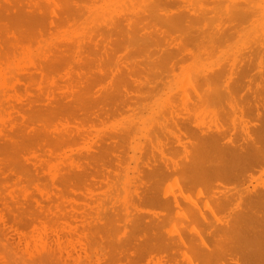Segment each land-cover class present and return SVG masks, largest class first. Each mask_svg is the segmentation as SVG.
<instances>
[{
    "label": "rangeland",
    "instance_id": "obj_1",
    "mask_svg": "<svg viewBox=\"0 0 264 264\" xmlns=\"http://www.w3.org/2000/svg\"><path fill=\"white\" fill-rule=\"evenodd\" d=\"M8 1L11 3H8ZM63 1L0 0V264H183L189 263V261L191 263V260L192 263L195 260V264H199L201 262L196 261V259H200L202 256V251L199 249L202 242L205 244L204 241H206L209 244V241H211V244L205 245H208V247L215 244L218 248L222 247L221 244L225 245L226 240H230L231 234L228 228L233 226H230L231 224H236L234 222L235 215L239 216L237 213L241 214V210L245 214L243 211L251 208L250 211H247L248 215H241L246 219L245 216L253 215L249 212L253 211V208L255 210V207L258 206V209L256 208L258 211H253L258 215V218L247 217L246 221L241 220L245 221L241 223L242 225L245 223L243 226L247 231L243 228L246 232L243 233L245 236L243 234L240 235L241 238L239 236L234 237V234L231 236L235 240L240 238L239 241H241L242 239L241 247L238 242V244L233 242V238L231 241L235 244L233 246H236L233 250L236 251H232L234 247H231V241H229V246H224L227 251L222 247L224 249L222 251L227 253L231 251L233 253L232 258H241V264H246L243 257L249 254V246L264 250V241L262 242V238L259 236V234H264V208L260 209L264 205L262 203H260L262 206L255 204L257 199L256 201L254 199V206H249V208L247 206L250 203L248 201H252L254 198H251L253 196L251 193L255 192L254 189L260 188V191L256 189L257 192L264 191V158L255 164L253 162L248 163L245 159L241 160V173L239 175L238 169H234L223 176L213 163L200 165L191 172H186L187 167L185 166L191 164L189 160L192 161L190 158H193L200 145L197 144L200 137L198 135L210 134V132L211 135L217 133L215 136L223 132V137L220 138L221 141H218L220 146L227 145L230 149L236 147L245 151L246 144L249 141L253 144L255 141L256 144L255 142L254 144L257 147L260 144L261 150H259L264 153L262 148L264 147V125H262V123L264 124V106L258 107L261 102H263L262 105L264 104V71L262 72L264 70L262 69L264 68V57L262 56L264 55V42L262 43V40L264 41V0H242L241 5L238 0H220V5H212L218 3V0H210L213 3H210L209 0L206 2L204 0H199L200 2H196V0L193 2L192 0H184L183 2L181 0L183 2L181 4H178L179 0L177 2L174 0V8H172V0H160V3L159 0H153V2L149 0V3L147 1L148 7H146L152 10H142L143 12L141 9H147L142 7V5L147 4L144 0H136L137 3L135 0H68L69 3L65 0L64 2L69 4L70 8L65 5L64 7ZM156 1H158L157 5L159 4L162 7L158 5V8H156ZM237 1L239 6L238 4L235 5L238 3ZM135 3L138 5L136 6ZM14 4L17 7H14ZM164 4L167 5L164 7ZM232 4L234 7H232ZM175 5L178 7L175 8ZM72 6L73 8H71ZM219 6L223 8L220 9ZM152 7L157 10L153 15H151L154 12ZM228 7H232L231 11ZM65 8L68 9L67 12ZM235 8L238 11L237 13ZM206 9L211 11H207L210 12V15L213 13L212 16L215 15L214 13L217 14L214 18L210 16L209 19L211 20L207 22L209 19L206 18H208L209 13L205 12L206 18L204 19H206V22L201 20L203 23L200 22V28L196 23L200 21L199 15H202ZM80 10H83V12H79ZM175 10H179L178 12L181 13L184 11L188 14L178 13L181 20L177 17V11ZM146 11H148L147 16L145 15ZM247 11L253 13L249 16ZM230 12H233V15ZM63 13L67 15L65 16ZM195 13L199 14H196L199 20ZM82 14L84 15L82 16ZM190 14L196 17V23L191 20L192 16ZM28 15L30 19H28ZM205 15H202V17H205ZM33 16L35 21H32ZM168 16L169 18L173 17V19L171 18L173 21L175 17L179 21L181 20V23H178L177 19L176 23L179 26L175 25L178 27L175 32L172 31V28L174 30V24L168 30V24L170 27V23H173ZM216 17L218 20L215 19ZM167 19L171 22H164ZM193 19L195 18L193 17ZM76 20L78 21L76 22ZM28 21H32L33 25L36 23L37 29ZM60 21H62V24ZM137 21L138 23L143 22V24H138ZM63 23L67 26H63ZM190 23L195 24V27H191ZM205 23H209V25ZM187 24L189 30L184 31L188 29ZM231 24L235 27H231L233 26ZM235 24L241 25L236 27ZM130 25L134 26V29H131L134 30L133 33L130 31V27L133 28ZM140 25H143V27ZM151 25L156 27H150ZM103 26L104 28H101ZM137 26L140 27L137 28ZM206 28L207 31L205 32ZM224 28L230 29L232 38L229 37L231 39L226 35V33L229 34L228 30H224ZM236 28L238 31H236ZM156 29L159 30L156 31ZM177 29L180 32L182 31L183 34L182 32L181 34L176 32ZM192 29L193 31L196 29V31L189 33ZM223 30L224 32H222ZM150 31L152 33L156 31L155 34L160 32L157 33L158 36L154 34V37ZM200 32L202 34H199ZM125 33L126 36H124ZM143 33L146 36L142 37ZM86 34L87 36H85ZM122 34H124L123 37ZM130 34L131 39L129 38ZM161 34H165L167 37L165 35L161 37ZM195 35H201L202 37L195 38ZM147 36L149 39L153 37L152 40H149L153 45L148 42ZM30 37L33 38L30 39ZM35 37H38V39L34 40ZM91 37H94V41ZM125 37H127V40ZM192 37L197 41L195 42ZM162 38L161 42L156 41ZM206 38L211 40L208 41L209 39ZM217 38L218 40H216ZM120 39L123 42H120ZM180 39L184 40L183 43ZM124 41L125 43L129 41L128 44L131 46L125 44ZM201 42L203 44L207 42L208 45L201 44L202 48L200 49V45L198 44V48L197 43ZM65 43H68V45ZM87 43L89 46L92 45L90 46L91 49L87 47ZM249 43H252L251 47H249ZM53 44L54 46H52ZM140 44H143L142 47ZM145 44L149 46H147L149 49L146 50ZM58 45L65 48V50ZM50 47L54 48L50 50ZM134 47L137 50L141 48V52L134 50ZM197 48L198 51H196ZM151 49L153 51L149 52ZM207 49L211 52H207ZM214 49H216L215 52ZM143 50H145L146 61L143 60ZM155 51L157 54H154ZM161 51L166 52L165 57L162 55L163 52L161 54ZM251 51L253 52L251 53ZM146 52L150 53L151 59L148 58ZM152 52L153 55H151ZM78 53H80L79 57ZM138 53L142 55H135ZM186 55L191 58H188V60L183 59L186 58ZM173 56L176 58H173ZM152 59L155 63L150 61ZM141 60L144 63L147 62V64H149L147 61L149 60L152 64L148 67L149 65H143L144 63ZM140 61L142 64H139ZM167 61H169L168 64H166ZM159 62L162 64L160 65ZM142 65L145 66V69ZM159 65L162 67H159ZM146 67L148 70L151 69L155 76L150 70L152 73L150 77ZM152 67L154 68L152 69ZM131 68H134V71ZM165 68H168L170 72ZM138 69H143L146 73L140 70L141 74L139 75ZM158 69H161V71ZM216 69L224 74L219 75V71L218 73L214 72ZM155 70L159 74H155ZM242 70H244L245 75ZM162 71H164V79ZM236 71L239 76L235 73ZM130 72L132 75L129 74ZM213 73L214 75H212ZM191 74H196V76L200 74L198 82L194 81L196 86L193 83L195 75H192V77ZM216 74L218 75L216 76ZM136 76L140 77L137 78ZM201 76L204 77L201 78ZM214 76L218 77V81ZM219 76L223 78L220 77L219 79ZM233 77L234 79H232ZM200 78H206L204 79L205 85L204 83L203 85L200 84ZM235 78L241 83L239 85L242 87L241 90L237 89L239 84L237 80L235 82L237 84L232 83ZM183 79H185V83ZM208 79L211 82L215 81L213 82L214 86L213 83H210V80L207 81ZM151 80L155 81V84ZM145 81L147 86L144 85ZM230 81L234 85L230 84ZM251 81L252 85L254 84L253 86L250 85ZM182 83L184 84L181 85ZM198 83L200 87L202 86L208 92L203 91V89L200 90V88L197 90ZM139 84L141 89H139ZM142 84L143 87H147L148 91L146 87L145 90H142ZM235 85L234 90L233 87L230 89L231 86ZM155 86L159 92L155 89ZM210 86L213 89L216 87L215 91H217L212 90ZM135 87L138 88L134 89ZM162 87L163 89H161ZM260 87L263 89H260ZM149 88H151V95ZM186 88L193 90L190 91L192 97L191 94H187L188 90ZM181 90L183 91L181 92ZM245 90L248 91L247 94H245ZM200 91L201 93H199ZM219 91L226 93L225 99L223 97L225 93L223 95ZM250 92L251 96L248 95ZM255 92L257 94L259 92V95H257L259 99L256 97ZM178 93H180V96ZM206 93L210 98L208 96L201 97V94ZM234 94H237L238 97H234ZM243 94L246 99L249 96L250 101L246 100ZM147 95L149 97L143 98ZM193 95L197 96L194 97ZM219 96L220 102L218 100ZM254 96L256 100L253 99ZM83 98L85 99V101L83 100L84 103L81 101ZM238 99L239 102H236ZM75 101L77 103H74ZM206 101H209V107L206 106L208 105ZM211 103L213 104L211 105ZM244 103L246 106H244ZM190 104L192 107H190ZM225 105L229 110L224 108ZM49 106H52L51 109H49ZM81 106L85 108L81 110ZM242 106L247 109L245 110ZM248 108L251 109L250 113L247 111ZM179 110L186 114H182ZM218 113L219 115H217ZM251 117L254 120L251 121ZM52 118H57V120L52 121ZM225 118H228L226 121L229 124H225ZM235 124L238 126L239 131H236L237 126ZM226 125L230 126L227 127ZM252 127L255 128L252 129ZM219 129L222 130H220L221 133ZM207 131L209 132L206 133ZM62 133H65V136ZM72 134H74V137H72ZM196 139H198L197 142ZM235 140L239 141L236 142ZM257 140L259 141L257 142ZM222 143L226 144L222 145ZM181 164L184 166L182 170ZM180 166L181 168H179ZM138 168L140 171L143 170L140 172ZM174 168L176 169L173 170ZM79 171L82 175L78 174ZM67 173H70L69 176ZM210 173L216 176H211ZM149 175L151 178L154 176V178L150 179ZM146 191L150 194L147 195ZM155 193L157 197L160 195L159 198L167 196L169 203L165 206L160 205L158 200H155L158 199ZM79 194L80 196H78ZM93 195H95V199ZM247 195L248 197L251 195L249 197L251 199ZM223 197L227 198V201L223 202ZM245 207L248 209L245 210ZM256 211L262 212L261 215ZM201 212L204 213L203 217L211 215L208 219L209 222L213 216L210 224H213L214 221L215 225L204 224L206 225L204 226L202 223H206L207 220L205 219L207 218H202L204 220L202 222L200 219ZM231 217H234V219ZM230 219L234 220L233 223ZM256 219L260 220L256 221ZM221 222H223L222 224L225 225L223 226L226 229L221 225ZM228 223L230 227L226 225ZM212 226H214L215 231ZM220 226L225 229L222 230L225 231L224 233L218 230L221 229ZM234 227L236 230L239 229V225L233 226L232 231L235 230ZM204 231L205 233H203ZM235 232H240V230ZM244 237L249 238L247 241H251V243L249 241L245 243L246 247L243 243ZM221 238L224 239L219 242ZM229 247L231 249H228ZM238 247H240L239 250H237ZM254 254V262L250 264H264V255L257 258V253ZM218 259L222 264L228 259V256L226 255L225 258V255H219ZM228 260L227 262H230ZM230 263L232 264V262Z\"/></svg>",
    "mask_w": 264,
    "mask_h": 264
},
{
    "label": "bare ground",
    "instance_id": "obj_2",
    "mask_svg": "<svg viewBox=\"0 0 264 264\" xmlns=\"http://www.w3.org/2000/svg\"><path fill=\"white\" fill-rule=\"evenodd\" d=\"M12 1H13V0H12ZM15 1H16V0H15ZM62 1H63V0H62ZM64 1H65V0H64ZM64 1H63V6L65 5V6H68V7H69V4H67V3L64 2ZM69 1H70V0H69ZM131 1H132V0H131ZM135 1H136V0H135ZM137 1H138V0H137ZM137 1H136V3H137ZM144 1H145L146 3H147V1H148V3H149V0H144ZM182 1L184 2V0H182ZM190 1H191V0H190ZM193 1H194V0H192V2H193ZM200 1H201V0H200ZM200 1H199V0H196V2H200ZM202 1H203V0H202ZM206 1H207V0H204V2H206ZM215 1H216V0H215ZM219 1H220V0H218V3H219ZM221 1H224V0H221ZM238 1H240V5H241L242 0H238ZM238 1H237V2H238ZM6 2H7V1H6ZM67 2H68V0H67ZM125 2H126V1H125ZM139 2H140V1H139ZM139 2H138V3H139ZM152 2H153V0H152ZM157 2H158V1H156V6H157V7L155 6L156 8H158V5H159V4L157 5ZM161 2H162V1H161ZM169 2H171V1H169ZM173 2H174V0H172V3H173ZM176 2H177V0H176ZM179 2H180V3H179ZM183 2H181V0H179V1H178V4H181V3H183ZM192 2H190V3H192ZM209 2H210V3H213V1H210V0H209ZM245 2H246V1H245ZM245 2H244V3H245ZM8 3H11V2L8 1ZM64 3H66L67 5L64 4ZM68 3H69V2H68ZM102 3H103V1H102ZM136 3H135V4H136ZM142 3H143V1H142ZM148 3H147V4L143 3V4H145V5H144V6L142 5V7H143V8L146 7V6L148 5ZM154 3H155V2H154ZM154 3H153V5H155ZM159 3H160V0H159ZM162 3H165V2H162ZM166 3H167V1H166ZM172 3H171V5H172ZM194 3H195V2H194ZM202 3H203V2H202ZM202 3H201V4H202ZM210 3H209V4H210ZM218 3L216 2V3H213L212 5H214V4L220 5V3H219V4H218ZM229 3H230V2H229ZM252 3H253V2H252ZM15 4H16V2H15ZM15 4H14V7H17V6H15ZM127 4H128V3H127ZM135 4H134V5H135ZM174 4H175V3H173L172 8H174ZM221 4H223V2H221ZM233 4H234V3H233ZM233 4H232V7H234ZM237 4H238V6H239V2L236 3L235 5H237ZM245 4H246V3H245ZM11 5H12V4H11ZM11 5H10V6H11ZM18 5H19V4H18ZM128 5H129V4H128ZM137 5H138V4H136V6H137ZM149 5H150V4H149ZM153 5H151V6H153ZM162 5H163V4H162ZM166 5H167V4H166ZM166 5L164 4V7H165ZM176 5H177V4H176ZM176 5H175V8L178 7V6H176ZM193 5H194V4H193ZM205 5H206V4H205ZM207 5H208V4H207ZM242 5H243V4H242ZM65 6H64V7H65ZM121 6H122V5H121ZM129 6H130V5H129ZM151 6H150V7H151ZM159 6H161V5H159ZM180 6H181V5H180ZM196 6H197V5H196ZM196 6H194L195 9H197ZM228 6H230V5H228ZM245 6H246V5H245ZM123 7H124V6H123ZM123 7H122V8H123ZM147 7H148V6H147ZM147 7H146V8H147ZM150 7H149V8H150ZM161 7H162V6H161ZM168 7H169V4H168ZM219 7H220V6H219ZM232 7H228V8H230V11H231ZM235 7H236V6H235ZM243 7H244V5H243ZM10 8H11V7H10ZM69 8H70V7H69ZM71 8H73V6H72ZM152 8L154 9V7H152ZM172 8H171V9H172ZM191 8H192V7H191ZM191 8H190V9H191ZM203 8H206V7H203ZM222 8H223V7H222ZM222 8L220 7V9H222ZM82 9H83V8H82ZM161 9H163V8H161ZM166 9H167V8H166ZM209 9H210V8H209ZM75 10H77V9H75ZM78 10H79V9H78ZM83 10H84V9H83ZM83 10H80L79 12H81V11L83 12ZM123 10H124V8H123ZM126 10H127V9H126ZM142 10H143V11H144V10H149V11H150V10H152V9H148V8L145 9V8H144V9H141V11H142ZM180 10H181V9H180ZM183 10H184V9H183ZM193 10H194V9H193ZM199 10H201V9H199ZM235 10H236V8H235ZM238 10H239V9H238ZM65 11L67 12L68 9L65 8ZM65 11H64V13H65ZM73 11H74V10H73ZM85 11H86V10H85ZM136 11H138V10H136ZM143 11H142V12H143ZM153 11H154L153 13H151V12H149V13H151V15H153V14L156 13L157 10L154 9ZM175 11H177V10H175ZM178 11H179V10H178ZM178 11L176 12L177 17H178V15H179L178 13H181V12H178ZM184 11H187V10H184ZM184 11H182V13L185 14V15H187L188 13L186 14V13H184ZM191 11H192V10H191ZM194 11H195V10H194ZM201 11H202V10H201ZM203 11H204V10H203ZM207 11H210V10H207V9H206V10L203 12L202 15H205V14H204L205 12H206V13H209V15H207L208 18H206V15H205V17H202V15H199V14L195 13V15L197 14V15H199V17H200V21L198 22L199 17L196 15V16L198 17V18H197V19H198V20H197L198 23H196V17H195V16H192V15L190 14V15L192 16V17H191V20H194L195 23L198 24V25H199L198 27H200V28H201V25H200L201 23H200V22L203 23V21H201V20H205V22H206V19H209L210 16L214 18V16L217 14V13H214L215 15L212 16L213 13L210 15V12H211V11H210V12H207ZM233 11H234V10H233ZM69 12H70V11H69ZM77 12H78V11H77ZM86 12H87V11H86ZM124 12H125V11H124ZM127 12H128V11H127ZM146 12H147V13H145V15L148 14V11H146ZM164 12H165V10H164ZM196 12H197V11H196ZM237 12H238V11L236 10V13H237ZM247 12H248V11H247ZM64 13H63V14H64ZM87 13H88V12H87ZM125 13H126V12H125ZM167 13H168V12H167ZM182 13H181V14H182ZM199 13H200V12H199ZM221 13H222V12H221ZM223 13H224V12H223ZM223 13H222V14H223ZM228 13H229V11H228ZM242 13H243V12H242ZM252 13H253V12H252ZM252 13H251V12H250V13L248 12L249 16H250V14H252ZM84 14H85V13H84ZM84 14H82V16H83ZM168 14H169V13H168ZM172 14L174 15L175 13H172ZM172 14H170V15H172ZM176 14H175V15H176ZM230 14L233 15V12H230ZM238 14H239V13H238ZM245 14H247V13H245ZM64 15H65V14H64ZM66 15H67V14H66ZM66 15H65V16H66ZM75 15H76V13H75ZM80 15H81V14H80ZM80 15H78V16H80ZM128 15H129V14H128ZM151 15H149V16H151ZM158 15H160V14H158ZM161 15H162V14H161ZM185 15H182V16H185ZM190 15H188V16H190ZM193 15H194V14H193ZM236 15H237V14H236ZM123 16H124V15H123ZM146 16H147V15H146ZM162 16H163V15H162ZM162 16H161V17H162ZM179 16H180V15H179ZM188 16H187V17H188ZM217 16H218V15H217ZM249 16H247V17H249ZM30 17H31V16H30ZM61 17H62V16H61ZM76 17H77V16H76ZM193 17H194L195 19H193ZM231 17H233V16H231ZM33 18H34V16L32 17V21H35ZM112 18H113V17H112ZM126 18H127V17H126ZM126 18H125V19H126ZM163 18H164V16H163ZM163 18H161V19H163ZM168 18H169V16H168ZM171 18L173 19V17H171ZM171 18H169V19L171 20ZM178 18H179V17H178ZM178 18L175 17V20H174V21L171 20V21H173V23H172L170 20H168V19H167L166 21L164 20V22H168V23H169V21L171 22V23H170V27H169V24L167 23V24H168V30H169V28H172L171 25L174 24V30H173V28H172V31L175 32V29L178 28V27H176L175 25L179 26L178 23H181L180 21L182 20L181 17L179 18V19H181L180 21H179ZM182 18H183V17H182ZM184 18H185V17H184ZM189 18H190V17H189ZM201 18H203V19H201ZM204 18H206V19H204ZM213 18H212V20H213ZM218 18H219V17H218ZM229 18H230V17H229ZM241 18H243V17H241ZM245 18H246V17H245ZM245 18H243V19H245ZM25 19H27V18H25ZM28 19H30V18H29V15H28ZM63 19H64V18H63ZM65 19H66V18H65ZM76 19H77V18H76ZM164 19H165V18H164ZM177 19H178V21H177ZM185 19H186V18H185ZM215 19L218 20L217 17H216ZM232 19H233V18H232ZM60 20H61V18H60ZM112 20H113V19H112ZM126 20H127V19H126ZM183 20H184V19H183ZM210 20H211V19H209V21H207V22H210ZM226 20L233 21V20H230V19H226ZM241 20H242V19H241ZM16 21H18V20H16ZM16 21H15V22H16ZM32 21H28V22H30V23L32 24ZM63 21H65V20H63ZM68 21H69V20H68ZM77 21H78V20H76V22H77ZM130 21H131V20H130ZM176 21H177L178 23H176ZM194 21H193V22H194ZM214 21H215V20H214ZM235 21H236V20H235ZM15 22H14V23H15ZM26 22H27V20H26ZM60 22H61V24H62V21H60ZM73 22H74V21H73ZM76 22H75V23H76ZM112 22H113V21H112ZM147 22H149V21H147ZM190 22H191V21H190ZM233 22H234V21H233ZM16 23H17V22H16ZM16 23H15V24H16ZM34 23H35V22H34ZM106 23H108V22H106ZM137 23H138V21H137ZM139 23H141V22H139ZM139 23H138V24H139ZM145 23H146V21H145ZM150 23H151V21H150ZM182 23H183V22H182ZM231 23H232V22H231ZM100 24H101V23H100ZM114 24H115V22H114ZM116 24H117V23H116ZM134 24H135V22H134ZM141 24H143V22H142ZM148 24H149V23H148ZM190 24H191V27H193V26L195 25V24H192V23H190ZM205 24H207V23H205ZM29 25H30V24H29ZM32 25H33V24H32ZM64 25H66V24L63 23V26H64ZM71 25H72V24H71ZM91 25H92V24H91ZM117 25H118V24H117ZM117 25H115V26L117 27ZM132 25H133V24H132ZM132 25H130V26H132ZM135 25H137V24H135ZM146 25H147V24H146ZM165 25H166V24H165ZM183 25H184V23H183ZM202 25H203V24H202ZM207 25H209V23H208ZM231 25H233V24H231ZM235 25H236V24H235ZM237 25L239 26V25H241V24H237ZM237 25H236V27H237ZM33 26L35 27V29H37V28H36V27H37V26H36V23H35V25H33ZM66 26H67V25H66ZM73 26H74V25H73ZM76 26H77V25H76ZM106 26H107V25H106ZM140 26L143 27V25H140ZM140 26H137V28L140 27ZM160 26H161V25H160ZM162 26H163V25H162ZM189 26H190V25H189ZM221 26H222V25H221ZM227 26H228V25H227ZM227 26H226V27H227ZM30 27H31V26H30ZM91 27H92V26H91ZM96 27H97V25H96ZM113 27H114V26H113ZM132 27H133V28L130 27V31H131V32L134 31V30H131V29H134V26H132ZM135 27H136V26H135ZM144 27H146V26L144 25ZM150 27H153V28H154V27H156V26H152V25H151ZM158 27H159V25H158ZM180 27H181V26H180ZM182 27H183V26H182ZM182 27H181V28H182ZM184 27H186V26H184ZM187 27H188V24H187ZM191 27H190V28H191ZM194 27H195V26H194ZM194 27H193V28H194ZM207 27H209V26H207ZM231 27H235V26L233 25V26H231ZM63 28H64V27H63ZM101 28H104V26L101 27ZM114 28H115V27H114ZM147 28H149L148 25H147ZM159 28H161V27H159ZM181 28H179V29H181ZM220 28H221V27H220ZM220 28H219V29H220ZM31 29H32V27H31ZM35 29H34V30H35ZM75 29H76V28H75ZM75 29H74V30H75ZM88 29H89V27H88ZM128 29H129V28H128ZM128 29H127V31H129ZM135 29H136V28H135ZM140 29H142V28H140ZM226 29H227V28H224V30H226ZM231 29H232V28H231ZM239 29H240V28H239ZM90 30L92 31V29H90ZM153 30H154V29H153ZM158 30H159V29H158ZM158 30L156 29V31H158ZM170 30H171V29H170ZM177 30H178V29H177ZM182 30H184V29H182ZM186 30H189V27H188V29H185L184 31H186ZM224 30H223L222 32H224ZM227 30H228L227 32H229V34L226 33V35L229 37V36H231V35H230V29H227ZM232 30H234V29H232ZM240 30H242V29H240ZM37 31H38V30H37ZM130 31H129V33H131ZM156 31H153L154 33H152L151 31H150V32H151V33L153 34V36H154V34H155ZM192 31H193V29H192L191 31H189V33L192 32ZM195 31H196V29H194L193 32H195ZM203 31H204V29H203ZM203 31H202V33H203ZM206 31H207V28H206L205 32H206ZM236 31H238L237 28H236ZM35 32H36V31H35ZM92 32H93V31H92ZM144 32H145V31H144ZM159 32H160V31H159ZM159 32H157V33H159ZM170 32H171V31H170ZM176 32H179V33L181 34L182 31L180 32V31L178 30V31H176ZM239 32H240V31H239ZM36 33H37V32H36ZM38 33H39V32H38ZM132 33H133V32H132ZM145 33H146V32H145ZM145 33H143L142 37H143V36H146ZM151 33H150V34H151ZM157 33L155 34V36H158V35H159V34H157ZM165 33H166V32H165ZM184 33H186V32H184ZM202 33L200 32L199 34H202ZM39 34H40V33H39ZM39 34H37V35L39 36ZM57 34H58V33H57ZM89 34H90V32H89ZM147 34H148V33H147ZM173 34H174V33H173ZM173 34H172V35H173ZM182 34H183V32H182ZM187 34H188V32H187ZM219 34H220V33H219ZM223 34H224V33H223ZM223 34H222V35H223ZM234 34H235V33H234ZM234 34H233V35H234ZM31 35H32V31H31ZM59 35H60V34H59ZM123 35H124V34H122L121 36L123 37ZM126 35H127V34L125 33L124 36H126ZM164 35H165V34H164ZM164 35L161 34V37L164 36ZM211 35H212V34H211ZM214 35H215V34H214ZM85 36H87V34H86ZM155 36H154V37H155ZM165 36L167 37V35H165ZM168 36H169V35H168ZM177 36H179V35H177ZM177 36H176V37H177ZM200 36H201V35H198V36L195 35V38H196V37H200ZM224 36H225V35H224ZM262 36H263V35H262ZM39 37H40V36H39ZM41 37H42V36H41ZM59 37H60V36H59ZM94 37H95V36H94ZM94 37H91V38H92V41H94V40H93ZM130 37H131V34L129 35V38H130ZM169 37H170V36H169ZM176 37H174V38H176ZM183 37H184V36H183ZM201 37H202V36H201ZM206 37H207V36H206ZM209 37H210V36H209ZM225 37H226V36H225ZM234 37H235V35H234ZM31 38H33V37H30V39H31ZM35 38H36V37H35ZM35 38H34V40H37V39H38V37H37L36 39H35ZM86 38H87V37H86ZM118 38H119V37H118ZM125 38H126V40H127V37H125ZM129 38H128V39H129ZM131 38H132V37H131ZM131 38H130V39H131ZM152 38H153V37H152ZM152 38L149 39L148 36H147V38H146V39H148V42H150V44H151L152 42L149 41V40H152ZM159 38H160V37H159ZM186 38H187V36H186ZM193 38H194V37H192V39H193ZM195 38H194V41L196 42L197 39L195 40ZM231 38H232V36H231ZM231 38L229 37V39H231ZM13 39H14V38H13ZM39 39H40V38H39ZM42 39H43V38H42ZM176 39H177V38H176ZM206 39H207V38H206ZM208 39H209V40H208ZM208 39H207L208 41L211 40L210 38H208ZM227 39H228V38H227ZM227 39H226V40H227ZM72 40H73V38H72ZM75 40H76V39H75ZM98 40H100V39H98ZM121 40H122V39H120V42H123V41H121ZM123 40H124V39H123ZM142 40H143V39H142ZM153 40H154V39H153ZM155 40H156V39H155ZM161 40H163V38L160 39V40L157 39L156 41H160V42H161ZM180 40L182 41V39H180ZM216 40H218V38H217ZM223 40H224V39H223ZM253 40H254V39H253ZM14 41H15V39H14ZM14 41H13V42H14ZM64 41H65V40H64ZM183 41H184V40H183ZM183 41H182V43H183ZM189 41H190V40H189ZM201 41H202V40H201ZM228 41L230 42V40H228ZM228 41H227V43H228ZM260 41H261V40H260ZM260 41H258V42H260ZM31 42L33 43V41H31ZM55 42H56V41H55ZM55 42H53V43H55ZM60 42H61V41H60ZM73 42H74V41H73ZM85 42H86V41H85ZM99 42H100V41H99ZM128 42H129V41H128ZM128 42L125 43V41H124L125 44H127L128 46H131V45L128 44ZM144 42H145V41H144ZM144 42H143V43H144ZM153 42L155 43V41H153ZM160 42H157V43H160ZM263 42H264V41L262 40V43H263ZM17 43H18V42H17ZM39 43H40V42H39ZM56 43H57V42H56ZM90 43H91V42H90ZM141 43H142V42H141ZM145 43L148 44L147 42H145ZM180 43H181V42H180ZM219 43H220V42H219ZM219 43H218V45H220V44L223 43V42L221 41V43H220V44H219ZM253 43H254V41H253ZM58 44H60V43H58ZM65 44H66V43H65ZM84 44H86V43H84ZM84 44H83V45H84ZM87 44H88V43H87ZM96 44H97V43H96ZM122 44H123V43H122ZM146 44H145V46H146ZM161 44H163V43H161ZM198 44L200 45V49H201V48H202L201 46L204 45V44L206 45L207 42L204 43V44H203L202 42H201V43H197V47L199 48V45H198ZM201 44H202V45H201ZM213 44H214V43H213ZM215 44H216V43H215ZM249 44H250V43H249ZM251 44H252V43H251ZM251 44H250L249 47H251ZM56 45H57V44H56ZM61 45H62V44H61ZM66 45H68V43H67ZM69 45H70V44H69ZM83 45H82V46H83ZM142 45H143V44H142ZM142 45L140 44L141 47H142ZM151 45H153V44H151ZM182 45H184V44H182ZM207 45H208V44H207ZM207 45H206V46H207ZM209 45H210V44H209ZM222 45H223V44H222ZM35 46H36V44H35ZM52 46H54V44H53ZM58 46H59V45H58ZM58 46H57V47H58ZM70 46H72V45H70ZM90 46H92V45L90 44ZM90 46H89V44H88L87 47H89V49H91ZM120 46L123 47V45H121V44H120ZM145 46H144V47H145ZM147 46H148V45H147ZM147 46H146V50L149 49V48H147ZM177 46H179V44H177ZM180 46H181V45H180ZM210 46H211V45H210ZM214 46H216V45H214ZM256 46H258V45H256ZM15 47H16V44H15ZM18 47H19V46H18ZM29 47H30V46H29ZM59 47L61 48V46H59ZM62 47H63V45H62ZM67 47H69V46H67ZM74 47H75V46H74ZM138 47H139V46H138ZM138 47H137V48H138ZM148 47H149V46H148ZM184 47H185V46H184ZM212 47H213V45H212ZM220 47H221V46H220ZM222 47H223V46H222ZM224 47H225V44H224ZM258 47H259V46H258ZM48 48H49V47H48ZM51 48H54V47H50V50H51ZM60 48H59V49H60ZM72 48H73V47H72ZM92 48H93V47H92ZM134 48H135L134 50H137L136 47H134ZM154 48H155V47H154ZM178 48H179V47H178ZM178 48H176V49H178ZM186 48H187V47H186ZM198 48L196 49V51H198ZM210 48H211V47H210ZM215 48H216V47H215ZM255 48H256V47H255ZM14 49H15V48H14ZM17 49H18V48H17ZM30 49H31V48H30ZM59 49H58V50H59ZM61 49H64V50H65V48H61ZM128 49H129V48H128ZM140 49H141V48H140ZM140 49H139V50H140ZM143 49H145V48H143ZM158 49H159V48H158ZM181 49H183V48H181ZM189 49H190V48H189ZM208 49H209V48H208ZM208 49H207V52L210 51V50H208ZM256 49H257V48H256ZM31 50H32V49H31ZM66 50H67V49H66ZM139 50H137V51H138V52H141L142 49H141L140 51H139ZM154 50H155V49H154ZM156 50H157V49H156ZM211 50H212V49H211ZM215 50H216V49H214V52H215ZM242 50H243V49H242ZM248 50H249V49H248ZM25 51H26V50H25ZM34 51H35V50H34ZM44 51H46V50H44ZM144 51H145V50L142 51V52H143V53H142L143 56H144ZM151 51H153V49H151L149 52H151ZM175 51H176V50H175ZM178 51H179V50H178ZM199 51H200V50H199ZM202 51H204V50H202ZM212 51H213V50H212ZM253 51H254V50H253ZM253 51H251V53H252ZM60 52H61V51H60ZM63 52H64V51H63ZM72 52H73V51H72ZM127 52H128V51H127ZM131 52H132V51H131ZM157 52H159V51H157ZM162 52H163V51H161V54H162ZM176 52H177V51H176ZM181 52H182V51H181ZM210 52H211V51H210ZM254 52H255V51H254ZM258 52H260V51H258ZM27 53H28V52H27ZM70 53H71V52H70ZM136 53H137V52H136ZM146 53H148V52H146ZM163 53H164V54H162V55L165 57V56H166V54H165L166 52H163ZM167 53H168V52H167ZM170 53H171V52H170ZM170 53H169V55H170ZM200 53H201V51H200ZM200 53H199V54H200ZM212 53H213V52H212ZM212 53H211V54H212ZM246 53H247V52H246ZM246 53H245V54H246ZM79 54H80V53H78V57H79ZM140 54H141V53H138V54H135V55H140ZM142 54H141V55H142ZM154 54H157L156 51L154 52ZM193 54H194V53H193ZM193 54H191V55H193ZM202 54H203V53H202ZM208 54H209V53H208ZM242 54H243V53H242ZM65 55H66V52H65ZM71 55H72V54H71ZM81 55H82V51H81ZM151 55H153V52L151 53ZM162 55H161V56H162ZM203 55H206V54H203ZM209 55H210V54H209ZM213 55H214V54H213ZM213 55H212V56H213ZM252 55H253V54H252ZM145 56H146V55H145ZM145 56H144L143 60L146 61ZM147 56H148V58H150V59H151V57H152V56H150V53H148ZM159 56H160V55H159ZM159 56H158V57H159ZM167 56H168V55H167ZM183 56H184V55H183ZM200 56H201V54H200ZM214 56H215V55H214ZM254 56H255V54H254ZM257 56H258V55H257ZM262 56L264 57V55H262ZM27 57H28V56H27ZM39 57H40V56H39ZM66 57H68V56H66ZM70 57H71V56H70ZM137 57H140V56H137ZM156 57H157V56H156ZM184 57H185V56H184ZM192 57H193V56H192ZM227 57H228V56H227ZM173 58H176V57L173 56ZM179 58H180V57H179ZM179 58H178V59H179ZM181 58H182V57H181ZM181 58H180V59H181ZM188 58H189V57H187V55H186V58H183V59L188 60ZM190 58H191V57H190ZM190 58H189V59H190ZM204 58H205V57H204ZM230 58H231V57H230ZM155 59H156V58H155ZM180 59H179V60H180ZM183 59H182V60H183ZM201 59H202V58H201ZM228 59H229V58H228ZM252 59H253V58H252ZM252 59H251V60H252ZM254 59H255V57H254ZM143 60H141V61L144 63ZM166 60H167V59H166ZM182 60H181V61H182ZM186 60H185V62H186ZM263 60H264V59H263ZM141 61H140L139 64H142ZM147 61L149 62V64H147V62H145L146 64L144 63L143 65H149L148 67H150V64H152V63H150V61H151V62H152V61L154 62L153 59L150 60V61H149V60H147ZM156 61H158V59H156ZM177 61H178V60H177ZM225 61H226V60H225ZM138 62H139V61H138ZM161 62H162V61H161ZM179 62H180V61H179ZM179 62H178V63H179ZM223 62H224V61H223ZM244 62H245V61H244ZM255 62H256V61H255ZM154 63H155V62H154ZM168 63H169V61H167L166 64H168ZM220 63H221V62H220ZM225 63H226V62H225ZM139 64L137 63V65H139ZM159 64L161 65L162 63L159 62ZM163 64H164V63H163ZM166 64H164V65H166ZM173 64H175V63H173ZM176 64H177V62H176ZM176 64H175V65H176ZM143 65H142V66H143ZM156 65H157V64H156ZM160 65H159V67H162V66H160ZM220 65H221V64H220ZM225 65H226V64H225ZM227 65H228V64H227ZM246 65H247V64H246ZM249 65H250V64H249ZM252 65H254V64H252ZM133 66H135V65H133ZM139 66H141V65H139ZM151 66H153V65H151ZM241 66H243V65H241ZM143 67H144L143 69H145V66H143ZM163 67H164V66H163ZM174 67H175V66H174ZM225 67H226V66H225ZM244 67H246V66H244ZM255 67H256V65H255ZM35 68H36V67H35ZM35 68H34V69H35ZM135 68H138V67L135 66ZM146 68H147V67H146ZM153 68H154V67H152V69H153ZM175 68H176V67H175ZM178 68H179V67H178ZM222 68H223V67H222ZM248 68H251V67H248ZM248 68H247V70H248ZM131 69H132V68H131ZM133 69H134V68H133ZM133 69H132V70H133ZM143 69H138L137 71H138V72H139L140 70L143 71ZM165 69H167L168 72H170L168 68H165ZM165 69H164V71H166ZM172 69H173V68H172ZM217 69H218V68H217ZM217 69H216V71L214 70V72L218 73L219 70L217 71ZM219 69H221V67H219ZM239 69H240V67H239ZM241 69H243V68H241ZM262 69H264V68H262ZM36 70H37V68H36ZM36 70H35V71H36ZM125 70H126V69H125ZM135 70H136V69H135ZM147 70H148V68L146 69V71H147ZM150 70H151V69H150ZM150 70H148V71H149V75L153 73V71L151 70V71H152V73H151ZM158 70L161 71V69H158ZM170 70H171V69H170ZM247 70H245V71H247ZM251 70H252V69H251ZM39 71H41V70H39ZM129 71H130V70H129ZM129 71H128V72H129ZM133 71H134V70H133ZM133 71H131V72H133ZM137 71H135V72H137ZM164 71L161 72L162 75H163V72H164ZM199 71H200V70H199ZM212 71H213V70H212ZM221 71H222V70H221ZM248 71H250V70H248ZM263 71H264V70H262V72H263ZM41 72H42V71H41ZM131 72H130L129 74L132 75ZM138 72H137V73H138ZM140 72H141V71H140ZM140 72L138 73L139 75L141 74ZM143 72H145V71H143ZM238 72H239V71H238ZM242 72H243L244 75H245L244 70H242ZM35 73H36V72H35ZM35 73H34V74H35ZM125 73H126V71H125ZM133 73H134V72H133ZM145 73H146V72H145ZM145 73H143V74H145ZM156 73L159 74V72H157V71L155 70V74H156ZM161 73H160V75H161ZM187 73H188V72H187ZM196 73H197V72H196ZM219 73H220L219 75L224 74V73H222V72H220V71H219ZM235 73H237V71H236ZM239 73H240V72H239ZM243 73H242V74H243ZM255 73H256V72H255ZM255 73H254V74H255ZM36 74H37V73H36ZM134 74H136V73H134ZM134 74H133V75H134ZM147 74H148V73H147ZM207 74H208V73H207ZM209 74H210V73H209ZM149 75H147V76H149ZM153 75H154V73H153ZM166 75H167V73H166ZM192 75H195V76H194V77H195V80H193V79L190 77V78L193 80V83H194V81H197V80H198V77H199L200 74H199L198 76H196V74H191V76H192ZM212 75H214V73H213ZM217 75H218V74H216V76H217ZM237 75L239 76L238 73H237ZM252 75H253V74H252ZM261 75H262V74H261ZM38 76H39V75H38ZM134 76H135V75H134ZM144 76H145V75H144ZM151 76H152V75H150V77H151ZM154 76H155V75H154ZM156 76H157V75H156ZM158 76H159V75H158ZM205 76H206V75H205ZM247 76H248V75H247ZM247 76H245V77H247ZM136 77H137V76H136ZM139 77H140V76H139ZM139 77H137V78H139ZM145 77H146V76H145ZM150 77H148V78L150 79ZM164 77H165V76L163 75V79H164ZM184 77H185V76H184ZM192 77H193V76H192ZM203 77H204V76H203ZM203 77L201 76V78H203ZM210 77H211V76H210ZM214 77H215V76H214ZM220 77H221V76H219V79H220ZM262 77H263V76H262ZM125 78H126V75H125ZM154 78H155V77H154ZM157 78H158V77H157ZM160 78H161V77H160ZM160 78H159V80H160ZM185 78H187V77H185ZM196 78H197V79H196ZM201 78H200V79H201ZM207 78H208V75H207ZM217 78H218V77H215V79H217ZM221 78H223V77H221ZM236 78H237V77H236ZM236 78H235V81L233 80L232 83L237 84V83H235V82H237V81L239 82V80L236 79ZM239 78H240V77H239ZM243 78H244V77H243ZM140 79H141V78H140ZM146 79H147V77H146ZM204 79H206V78H204ZM204 79L199 80V82H201L200 84H202V85H203V83H204V85L206 84ZM215 79H214V80H215ZM232 79H234V77H233ZM263 79H264V78H263ZM130 80H134V79H130ZM144 80H145V79H144ZM184 80H185V79H183V81H184ZM202 80H204V82H202ZM209 80H210V79H208L207 81H209ZM211 80H213L212 77H211ZM211 80H210V83H211V84H212L213 82H215V81H212V82H211ZM236 80H237V81H236ZM261 80H262V79H261ZM151 81H153V80H151ZM188 81H189V80H188ZM217 81H218V79H217ZM217 81H216V82H217ZM219 81H220V80H219ZM231 81H232V80H231ZM231 81H230V84H232ZM240 81H241V80H240ZM246 81H247V80H246ZM129 82L131 83L132 81H129ZM154 82H155V81H153V83H154ZM158 82H159V81H158ZM163 82H164V81H163ZM186 82H187V81H186ZM197 82H198V81H197ZM243 82H245V81L243 80ZM253 82H254V81H253ZM260 82H261V81H260ZM132 83H133V82H132ZM144 83H145L144 85H146V81H145ZM148 83H149V81H148ZM184 83H185V81H184ZM184 83H182L181 85H183ZM188 83H190V82H188ZM210 83H209V84H210ZM219 83H220V82H219ZM221 83H222V81H221ZM221 83H220V84H221ZM245 83H246V82H245ZM78 84H79V83H78ZM140 84H141V83H140ZM140 84L138 85V86H140L139 89H141V85H140ZM154 84H155V83H154ZM156 84H158V83H156ZM159 84L161 85V83H159ZM195 84H196V83H194V85H195ZM234 84H232V85H234ZM261 84L263 85L262 82H261ZM131 85H132V84H131ZM135 85H136V84H135ZM160 85H159V86H160ZM189 85H190V84H189ZM194 85H193V87H194ZM239 85H241L240 82H239V84L237 85V89H238V88H239V89L242 88V87H240ZM250 85H251V86L254 85V84L252 85V81H251ZM136 86H137V85H136ZM146 86H147V85H146ZM146 86H145V87H146ZM165 86H166V84H165ZM190 86L192 87V85H190ZM195 86H196V85H195ZM198 86H199V83H198ZM213 86H214V83H213ZM216 86H217V85H216ZM218 86H219V84H218ZM238 86H239V87H238ZM142 87H143V84H142ZM145 87H143L142 90H145V89H144ZM155 87H156V86H155ZM155 87H154V88H155ZM157 87H158V85H157ZM157 87H156L155 89H157ZM160 87H161V86H160ZM163 87H164V86H163ZM163 87H162L161 89H163ZM183 87H185V86H183ZM201 87H202V86H201ZM201 87L199 86L198 88H197V87H196V88H197V90H199V88H200V90H201V89H203V87H202V88H201ZM210 87H212V86H210ZM220 87H221V86H220ZM220 87H219V88H220ZM232 87H233V90H234V87H236V85H235V86H231L230 89H231ZM244 87H245V85H244ZM244 87H243V88H244ZM137 88H138V87H137ZM137 88L135 87L134 89H137ZM196 88H195V89H196ZM263 88H264V87H263ZM263 88L260 87V89H263ZM150 89H151V88H149V93L151 92ZM155 89H153V90H155ZM186 89H187V88H186ZM192 89H193V88H192ZM215 89H216V87H215ZM215 89H213V87H212V90L215 91ZM237 89H236V90H237ZM257 89H258V88H257ZM146 90H147V87H146ZM153 90H152V92H153ZM187 90H188V92H187L188 95L191 94V92L193 91V90H190V88H188ZM197 90H194V91L196 92ZM219 90H220V89H219ZM236 90H235V91H236ZM240 90H241V89H240ZM251 90H252V88H251ZM134 91H136V90H134ZM147 91H148V90H147ZM157 91H158V89H157ZM182 91H183V90H181V92H182ZM190 91H191V92H190ZM203 91L208 92V91H206L205 89H203ZM210 91H211V90H210ZM216 91H217V90H216ZM216 91H215V92H216ZM235 91H234V92H235ZM245 91H246V90H245ZM254 91H255V89H254ZM259 91H260V90H259ZM83 92H84V91H83ZM145 92H146V91H145ZM145 92H144V93H145ZM158 92H159V91H158ZM219 92H220V93H223V91H222V92L219 91ZM247 92H248V91H246L245 94H247ZM141 93H142V91H141ZM147 93H148V92H147ZM183 93H184V92H183ZM185 93H186V92H185ZM199 93H201V91H200ZM199 93H198V94H199ZM203 93H204V92H203ZM213 93H214V92H213ZM224 93H225V92H224ZM224 93H223V95H224ZM230 93H231V92H230ZM84 94H85V92H84ZM155 94H156V92H155ZM174 94H175V93H174ZM178 94H179V96H180V93H178ZM195 94H197V93H195ZM206 94H207V93H206ZM206 94H201V97L203 96V98H205L204 96H206V97L208 96V98H210L209 95H208V94L206 95ZM255 94H256V97L258 98L257 95H259V92H258V94L255 92ZM150 95H151V93H150ZM181 95H182V94H181ZM214 95H215V94H214ZM220 95H221V94H220ZM223 95H222V96H223ZM234 95H235V94H234ZM236 95H237V94H236ZM236 95H235L234 97H238V96H236ZM248 95L251 96V92H250ZM74 96H75V94H74ZM82 96H83V94H82ZM173 96H174V95H173ZM185 96H186V95H185ZM190 96L192 97V94H191ZM193 96L196 97L197 95H193ZM216 96H218V95H216ZM222 96H221V97H222ZM226 96H227V95H226V93H225V95L223 96L224 99H225ZM243 96H244V98H245V95H244V94H243ZM78 97H79V96H78ZM80 97H81V96H80ZM83 97H84V96H83ZM145 97H149V96L147 95V96H144L143 98H145ZM169 97H170V96H169ZM171 97H172V96H171ZM186 97H187V96H186ZM198 97H199V96H198ZM214 97H215V96H214ZM248 97H249V96H248ZM248 97H247V99H248ZM173 98H174V97H173ZM177 98H178V97H177ZM177 98H176V101H177ZM212 98H213V97H212ZM249 98H250V97H249ZM77 99H78V98H77ZM140 99H142V98L140 97ZM169 99H171V98H169ZM183 99H185V98L183 97ZM187 99L190 100V98H188V97H187ZM215 99H216V98H215ZM221 99H222V98H221ZM236 99H237V98H236ZM242 99H243V98H242ZM245 99H246V98H245ZM247 99H246V100H247ZM253 99H255V96H254ZM258 99H259V98H258ZM258 99H257V101H259ZM74 100H75V99H74ZM79 100H80V99H79ZM83 100L85 101L84 98L81 99L82 102H83ZM137 100H138V97H137ZM137 100H136V101H137ZM145 100H146V99H145ZM178 100H179V99H178ZM181 100H182V99H181ZM205 100H206V99H205ZM211 100H212V99H211ZM216 100H217V99H216ZM218 100H219V102H220V96H219V99H218ZM222 100H223V99H222ZM248 100H249V99H248ZM255 100H256V99H255ZM77 101H78V100H77ZM77 101H75L74 103H77ZM136 101H135V102H136ZM170 101H172V100H170ZM199 101H200V100H199ZM212 101H213V100H212ZM240 101H241V100H240ZM242 101H243V100H242ZM249 101H250V100H249ZM251 101L253 102L252 99H251ZM78 102H79V101H78ZM137 102H138V104H140L139 101H137ZM173 102H174V100H173ZM178 102H179V101H178ZM196 102H197V101H196ZM217 102H218V101H217ZM236 102H239V99H238ZM243 102H245V101H243ZM260 102H261V101H260ZM79 103H80V102H79ZM83 103H84V102H83ZM83 103H81V104H83ZM132 103H134V102H132ZM174 103L177 104V102H174ZM203 103H204V102H203ZM206 103L208 104L209 101H208V102L206 101ZM213 103H214V102H213ZM213 103H211V105H212ZM246 103H248V102H246ZM257 103H258V102H257ZM262 103H263V102H261V103H260L261 105H258V107H259V106H264V104L262 105ZM81 104H79V105H81ZM135 104H136V103H135ZM179 104H180V103H179ZM182 104H183V103H182ZM198 104H199V103H198ZM201 104H202V102H201ZM217 104H219V103H217ZM239 104H240V103H239ZM239 104H238V105H239ZM242 104H243V103H242ZM244 104H245V103H244ZM251 104L253 105V103H251ZM85 105H86V104H85ZM166 105H167V104H166ZM166 105H165V107H166ZM190 105H191V104H190ZM199 105H200V104H199ZM211 105H210V107H212ZM214 105L216 106V104H214ZM214 105H213V107H215ZM222 105H223V103H222ZM233 105H234V104H233ZM252 105H251V106H252ZM178 106H180V105H178ZM197 106H198V105H197ZM206 106L209 107V104L206 105ZM217 106H218V105H217ZM244 106H246V104H245ZM244 106H242V107L244 108ZM50 107H52V106H49V109H51ZM176 107H177V105H176ZM190 107H192V105H191ZM199 107H200V106H199ZM199 107H198V108H199ZM223 107H224V106H223ZM249 107H250V106H249ZM258 107H257V109H259ZM54 108H55V107H54ZM80 108H82L81 110H83V108H85V107L81 106ZM166 108H167V107H166ZM166 108H164V110H166ZM173 108H174V107H173ZM193 108H195V107H193ZM224 108H226V105H225ZM261 108H262V107H261ZM52 109H53V108H52ZM175 109H178V108H175ZM181 109H182V108H181ZM191 109H192V108H191ZM191 109H190V110H191ZM219 109H220V108H219ZM226 109H228V108H226ZM244 109H245V108H244ZM246 109H247V108H246ZM246 109H245V110H246ZM252 109H253V108H252ZM78 110H79V109H78ZM162 110H163V109H162ZM192 110H193V109H192ZM216 110H217V109H216ZM220 110H221V109H220ZM220 110H219V111H220ZM228 110H229V109H228ZM228 110H227V111H228ZM250 110H251V109L248 108L247 111L249 112ZM195 111H196V110H195ZM219 111H218V112H219ZM236 111H237V110H236ZM247 111H246V112H247ZM262 111H263V109H262ZM262 111H260V112H262ZM138 112H139V111H138ZM138 112H137V113H138ZM163 112H164V111H163ZM177 112H178V110H177ZM179 112H181V111L179 110ZM192 112H193V111H192ZM228 112H229V111H228ZM251 112H252V111H251ZM161 113H162V112H161ZM172 113H173V112H172ZM181 113H182V112H181ZM216 113H217V112H216ZM220 113H221V111H220ZM223 113H225V112H223ZM226 113H227V112H226ZM226 113H225V114H226ZM229 113H230V112H229ZM249 113H250V112H249ZM254 113H255V112H254ZM51 114H52V113H51ZM134 114H135V113H134ZM158 114H160V113H158ZM165 114H166V113H165ZM182 114H186V113H182ZM192 114H193V113H192ZM221 114H222V113H221ZM225 114H224V115H225ZM227 114H228V113H227ZM231 114H232V113H231ZM244 114H245V113H244ZM200 115H201V114H200ZM207 115H208V114H207ZM207 115L205 116L206 118H207ZM217 115H219V113H218ZM245 115H247V114H245ZM251 115H252V114H251ZM261 115H262V113H261ZM263 115H264V114H263ZM49 116H50V115H49ZM53 116H54V115H53ZM158 116H159V115H158ZM158 116H157V117H158ZM164 116H165V115H164ZM222 116H223V114H222ZM228 116H229V115H228ZM243 116H244V115H243ZM249 116H250V114H249ZM54 117H57V116L55 115ZM165 117H166V116H165ZM172 117H173V116H172ZM226 117H227V115H226ZM246 117H247V116H246ZM261 117H262V116H261ZM50 118H51V116H50ZM154 118H156V117H154ZM159 118H161V117H159ZM167 118H168V117H167ZM219 118L222 119L221 117H219ZM228 118H229V117H228ZM228 118H227V119H228ZM251 118H252V117H251ZM254 118H255V117H254ZM256 118H257V117H256ZM52 119H53V118H52ZM52 119H51V120H52ZM54 119L57 120V118H54ZM54 119H53L52 121H54ZM59 119H60V118H59ZM173 119H174V118H173ZM175 119H176V118H175ZM178 119H179V118H178ZM178 119H177V120H178ZM204 119H205V118H204ZM227 119L225 118V121H226ZM263 119H264V116H263ZM158 120H159V119H158ZM160 120H161V119H160ZM249 120H250V119H249ZM252 120H254V119L252 118L251 121H252ZM163 121H164V120H163ZM223 121H224V119H223ZM228 121H229V120H228ZM256 121H257V119H256ZM260 121H261V120H260ZM80 122H81V121H80ZM170 122H171V121H170ZM181 122H182V121H181ZM189 122H190V121H189ZM205 122H206V119H205ZM237 122H238V121H237ZM261 122H262V121H261ZM154 123H155V122H154ZM223 123H224V122H223ZM226 123H227V121L225 122V124H226ZM258 123L260 124V122H258ZM205 124H206V123H205ZM205 124H204V125H205ZM217 124H218V123H217ZM227 124H229V123H227ZM77 125L80 126L79 124H77ZM204 125H203V126H204ZM235 125H236V124H235ZM262 125H264V124L262 123ZM262 125H261V126H262ZM226 126L229 127L230 125H229V126L226 125ZM236 126H237V125H236ZM152 127H153V125H152ZM171 127H173V126H171ZM227 127H226V128H227ZM249 127H250V126H249ZM255 127H256V125H255ZM255 127H252V129L255 128ZM257 127H258V125H257ZM68 128H69V127H68ZM72 128H73V127H72ZM155 128H156V127H155ZM202 128H203V127H202ZM204 128H206V127L204 126ZM211 128H212V125H211ZM219 128H220V127H219ZM230 128H231V127H230ZM230 128H229V129H230ZM250 128H251V127H250ZM258 128H259V127H258ZM263 128H264V127H263ZM70 129H71V128H70ZM153 129H154V127H153ZM153 129H152V130H153ZM235 129H236V127H235ZM259 129H260V128H259ZM259 129H258V130H259ZM68 130H69V129H68ZM73 130L75 131V129H73ZM73 130H72V131H73ZM203 130H204V129H203ZM220 130H221V129H219V132L221 133L222 130H221V131H220ZM223 130H224V129H223ZM237 130L239 131L238 126H237L236 131H237ZM249 130H250V129H249ZM74 131H73V132H74ZM157 131H158V129H157ZM159 131H160V130H159ZM209 131H210V130H209ZM209 131H207L206 133H208ZM211 131H212V130H211ZM226 131H227V130H226ZM236 131L234 130V132H236ZM253 131H254V130H253ZM67 132H70V131H67ZM75 132H76V131H75ZM80 132H81V131H80ZM80 132H79V133H80ZM150 132H151V131H150ZM152 132H153V131H152ZM155 132H156V131H155ZM219 132H218V133H219ZM224 132H225V131H224ZM228 132H229V131H228ZM228 132H227V133H228ZM148 133H149V132H148ZM222 133H223V132H222ZM222 133H221V134H222ZM238 133H239V132H238ZM251 133H252V131H251ZM254 133H255V131H254ZM254 133H253V134H254ZM62 134H63V133H62ZM64 134H65V133H64ZM64 134H63V135H64ZM68 134H69V133H68ZM68 134H67V135H68ZM74 134H75V133H74ZM74 134H72V137H74V136H73ZM77 134H78V133H77ZM203 134H204V133H203ZM215 134H217V133H214V135H211V132H210V134H205V135H200V134H199V135H198V136H200V137H199V140L196 139V142H197V140H198L199 143H197V144H200V145H199V146L197 145V146H198L197 151H195L193 158H190V159H192V161L189 160L191 164H189V165L187 164L188 166H187V165L185 166V167H187V169L185 168V169H186V172H191V170H193L194 168H196V167H198V166H200V165H204V164H206V163H213V164L216 166V168H217L218 170H220V172L223 174V176H224V175H227V172H229V171H233L234 169H235V170L238 169V175H239V174L241 173V160L245 159L246 162H248V163H252V162H253V164H255L256 162H258V161H260L262 158H264V157H263V156H264V155H263L264 153H261L262 151H260V150H261V148H260L261 145L259 144L260 147H259V145H258V147H257V146L255 145V144H256L255 141H254L255 144H254V142H253V144H252V142L249 141V143H248L249 146H247L248 144H246V147H247V148H246L245 151H242L241 149H238V148H236V147L230 149V147L228 148L227 145H226L227 147H226V146H220V145H219L220 143H219L218 141H221L220 138L222 139L223 134H222L221 137H220L221 134H218L219 136H218V135L215 136ZM225 134H226V133H225ZM257 134H258V133H257ZM63 135H62V136H63ZM148 135H149V134H148ZM157 135H159V134H157ZM226 135L228 136V134H226ZM235 135H236V134H235ZM238 135H239V134H238ZM260 135H261V134H260ZM64 136H65V135H64ZM77 136H78V135H77ZM77 136H76V137H77ZM149 136H150V135H149ZM233 136H234V133H233ZM233 136H232V137H233ZM78 137H79V136H78ZM167 137H168V136H167ZM196 137H197V136H196ZM196 137H195V138H196ZM258 137H259V135H258ZM261 137H262V136H261ZM263 137H264V136H263ZM64 138H65V137H64ZM123 138H125V137H123ZM151 138H152V137H151ZM157 138H158V137H157ZM233 138H234V137H233ZM233 138H231V139H233ZM253 138H254V137H253ZM256 138H257V137H256ZM71 139H72V138H71ZM153 139H154V138H153ZM235 139H236V138H235ZM237 139H238V138H237ZM254 139H255V138H254ZM78 140H79V139H78ZM146 140H147V139H146ZM146 140H145V141H146ZM239 140H240V139H239ZM239 140H238V141H239ZM259 140H260V139H259ZM259 140H257V142H258ZM235 141H236V140H235ZM238 141H236V142H238ZM231 142H232V141H231ZM247 142H248V141H247ZM261 142H262V140H261ZM261 142H260V143H261ZM153 143H154V142H153ZM227 143H228V142H227ZM242 143H243V142H242ZM146 144H147V143H146ZM224 144H226V143H224ZM224 144L222 143V145H224ZM234 144H235V143H234ZM261 144H262V143H261ZM147 145H148V144H147ZM228 145H229V143H228ZM235 145H236V144H235ZM240 145H242V144H240ZM154 146H155V145H154ZM243 146H244V145H243ZM232 147H233V146H232ZM237 147H239V145H237ZM244 147H245V146H244ZM248 147H249V148H248ZM262 148L264 149V147H262ZM195 149H196V148H195ZM259 149H260V150H259ZM153 151H154V150H153ZM192 151H193V150H192ZM144 152H145V151H144ZM189 152H190V151H189ZM192 153H193V152H192ZM188 154H189V153H188ZM188 157H190V156L188 155ZM182 160H183V159H182ZM182 160H180V161L182 162ZM168 161H169V160H168ZM186 162H187V161H186ZM186 162H185V164H186ZM178 163H179V161H178ZM260 164H261V163H260ZM178 165H179V164H178ZM183 165H184V163H183ZM181 166H182V164H181ZM181 166H180L179 168H181ZM141 168H142V167H141ZM151 168H152V167H151ZM176 168H177V166H176ZM176 168H174L173 170H175ZM183 168H184V166H182L181 170H182ZM81 169H82V168H81ZM138 169H139V168H138ZM159 169H160V168H159ZM185 169H184V170H185ZM142 170H143V169H142ZM142 170H141V171H142ZM181 170H180V171H181ZM65 171L67 172V169H66ZM139 171H140V169H139ZM141 171H140V172H141ZM159 171H161V170H159ZM177 171H178V168H177ZM79 172H80V171H79ZM147 172L150 173V171H148V170H147ZM151 172H153V171H151ZM163 172H164V171H163ZM186 172H185V173H186ZM213 172H214V171H213ZM153 173H155V172H153ZM67 174H68V173H67ZM69 174H70V173H69ZM69 174H68V176H69ZM78 174H79V175H82L81 172L78 173ZM144 174H145V173H144ZM144 174H143V175H144ZM150 174H151V173H150ZM210 175H211V176H216V175H214L213 173H210ZM141 176H142V175H141ZM64 177H66V176H64ZM78 177H79V176H78ZM144 177H145V176H144ZM149 177H150V175H149ZM79 178H80V177H79ZM140 178H143V177H140ZM153 178H154V176H153ZM153 178L150 177V179H153ZM67 179H68V178H67ZM77 179H78V178H77ZM65 180H66V178H65ZM78 180H79V179H78ZM135 180H136V179H135ZM66 181H67V180H66ZM79 181H80V180H79ZM78 184H79V183H78ZM74 186H75V185H74ZM144 186H145V185H144ZM149 186H150V185H149ZM75 187H77V186H75ZM147 187H148V186H147ZM257 187H259V186H257ZM73 188H74V187H73ZM77 189H79V188H77ZM256 189H257V188H256ZM256 189H254V190H255L254 193H251V194L253 195L251 198H253V197H254V198H253V200H252L253 202L250 201V200L248 201V202H250V203L252 202L251 205H249L250 203L247 205L248 208H249V206H251V207H252V205L254 206V204H253V203H254V199H255V201H256V199H257V202H255V204L257 203V204H259V206H260V205H261L260 203H262V205H264V204H263V203H264V191H263V189H262L263 192H259V191H260V190H259L260 188H259V189H257V190H259V191L257 192ZM146 192H147V191H146ZM146 192H145V193H146ZM151 192H152V191H151ZM252 192H253V191H252ZM152 193H153V192H152ZM158 193H159V192H158ZM247 193H248V192H247ZM148 194H150V193L147 192V195H148ZM147 195H146V196H147ZM151 195H152V194H151ZM155 195H156V193H155ZM78 196H80V194H79ZM93 196H94V199H95V195H93ZM93 196H92V197H93ZM163 196H164V195H163ZM250 196H251V195H250ZM250 196H249V197H250ZM148 197H150V196H148ZM156 197H157V195H156ZM159 197H160V195H159ZM159 197H157L158 199H155V200H158V203H159L160 205L165 206L167 203H169V202H168L169 199L167 198V196H166V197L164 196L163 198H159ZM161 197H162V195H161ZM172 197H173V196H172ZM245 197H246V195H245ZM247 197H248V195H247ZM249 197H248V198H249ZM80 198H81V197H80ZM142 198H143V197H142ZM142 198H141V199H142ZM170 198H171V197H170ZM251 198H249V199H251ZM149 199H150V198H149ZM149 199H148V200H149ZM173 199H174V198H173ZM137 200H138V199H137ZM146 200H147V199H146ZM148 200H147V201H148ZM152 200L154 201L153 198H152ZM171 200H172V199H171ZM222 200H223V202H224V201H227V198L225 199V198L223 197ZM79 201H80V200H79ZM91 201H92V199H91ZM131 201H132V200H131ZM93 202H94V201H93ZM139 202H140V201H139ZM170 202H171V201H170ZM195 203H196V202H195ZM174 204H175V203H174ZM176 204H177V203H176ZM77 205L80 206L79 204H77ZM262 205H261V206H262ZM170 206H171V205H170ZM173 206H175V205H173ZM247 206H246V207H247ZM192 207H193V206H192ZM194 207H195V206H194ZM246 207H245V210L248 209V208L246 209ZM257 207H258V206H257ZM257 207H255V210L258 209ZM76 208H78V207H76ZM79 208H80V207H79ZM256 208H257V209H256ZM262 208H264V206H262L260 209L262 210ZM177 209H178V208H177ZM195 209H196V208H195ZM249 209L251 210V208H249ZM249 209H248L247 211H250ZM252 210L255 211L254 208H253ZM239 211H240V210H239ZM247 211H243V212H245V214L248 215V214H247V213H248ZM253 211L249 212V213H251V214H253V215L249 214V215H251V216H245L246 219H244V217H243L245 214L242 213V210H241V214H239V212L237 213L239 216H236V215L234 214L236 219H235V221H234V220H233V221L236 222V224L233 223L232 219H230V221H232V223H233V224H231V222H230V224H231L230 226H232V225H233V226H237V225H239V229H237V230H240V232H241V230H243V228H244L243 226H244V224H245V223H244V224L242 225L241 223L245 222V221L247 220V217H248V218H255V217L258 218V215H257L255 212H253ZM257 211H258V210H257ZM257 211H256V212H257ZM194 212H195V211H194ZM209 212H210V211H209ZM82 213H83V212H82ZM195 213H196V212H195ZM257 213H260V215H261L262 212H257ZM78 214H79V213H78ZM97 214H98V213H97ZM203 214H204V213L201 212V214H200V215H201V218H200V219L202 220V218L205 219V217H206L207 219H205V220H207V221H205L206 223H202V222L204 221V220H202L201 223H202L203 225H204V224H207V225L210 224V222H212L211 219H212L213 216L210 218V222H209L208 219H209V216H211V215L203 217ZM98 215H99V214H98ZM241 215H243V216H241ZM195 216H196V214H195ZM232 216H233V215H232ZM135 217H136V216H135ZM139 217H140V216H139ZM214 217H215V216H214ZM217 218H218V217H217ZM231 218L234 219V217H231ZM242 219H244L245 221H244V220L241 221ZM258 220H260V219H256V221H258ZM190 221H191V220H190ZM190 221H189V223H191ZM219 221H220V220H219ZM207 222H209V223H207ZM214 223H215V222L213 221V224H214ZM222 223H223V222H221V225L223 226L224 224H222ZM199 224H200V223H199ZM213 224H210V225H213ZM188 225H189V224H188ZM214 225H215V224H214ZM226 225L229 226V223L226 224ZM204 226H206V225H204ZM222 226H220L221 229H218V230H221V231H222V230L225 228V227H224L225 225L223 226V227H224L223 229H222ZM230 226H229V227H230ZM233 226L230 227V228L227 227V228L230 230V232H229V230L227 229L228 232L231 234V236L234 234V237H235V236H237V237L239 236V237L241 238L242 234H243V233L245 234V233L247 232L246 229L244 228V230H245L246 232H244V230H243V231L241 232V234H240V232H237V233H239V234H237V233L235 232V231H237L235 227H234L235 230L233 229L234 231H232L231 228H233ZM240 226H242V227L240 228ZM212 227H213V229H214V226H212ZM215 228H216V227H215ZM237 228H238V227H237ZM225 229H226V228H225ZM225 229H224V230H225ZM218 230H216V231H218ZM214 231H215V229H214ZM221 231H220V232H221ZM196 232H197V231H196ZM218 232H219V231H218ZM222 232H223V231H222ZM224 232H225V231H224ZM224 232H223V233H224ZM228 232H227V233H228ZM232 232H233V233H232ZM203 233H205V231H204ZM203 233H202V234H203ZM235 234H236V235H235ZM244 234H243V235H244ZM240 235H241V236H240ZM221 236H222V235H221ZM231 236L229 237V238H230L229 241H231L232 238H233V239H234L233 242H234L235 244H238V243L240 244V243H241L242 239H241V241H239L240 238H237V237H236L237 240H235V238H234V237H231ZM244 236H245V235H244ZM259 236L262 238V242H263V241H264V234H259ZM226 238H227V237H226ZM229 238H228V239H229ZM201 239H202V238H201ZM201 239H200V240H201ZM223 239H224V238L219 239V242H220V240H223ZM247 239H249V238H245V237L243 238V240H244L243 243H244V244L247 243L248 241L251 243V241H250V240L247 241ZM197 240H198V239H197ZM203 241H204V240H203ZM216 241H218V240H216ZM224 241H225V240H224ZM224 241H222V242H224ZM229 241L226 240L227 243H228ZM198 242H199V241H198ZM204 242H205V244H203V242H202V244L200 245L201 247H199V249L202 251V256H201L200 259H196V261L198 260L199 262H201V263H199V264H211V263H218V264H220V262L218 261V260H219V259H218V256H219V255H220V256H221V255H225V258H226V255H227V256H228V259H229V260H228V259H227V260L230 261V262H232V264H234V263H235V264H241V258H240V259H239V258H235V259H234V258H232L233 253H232L231 251H228L229 253L226 252L227 250H226V248H225L224 246H225V245L229 246V245H230V242H229L228 244L226 243L225 245L221 244L222 242L219 243V244L222 245V247H223L226 251H222V250H224V249H222V247H221L220 245H219V246H220L219 248H221V249H219L218 247H216V244L214 245V246H215V249H214V246H213V245H212L213 248H211L212 246H209V247H210V248H209L208 245L211 244V241H209V244L206 243V241H204ZM233 242L231 241V245H232L231 247H234L233 245H235ZM237 242H238V243H237ZM213 243H215V242H213ZM216 243H217V242H216ZM224 243H225V242H224ZM198 244H199V243H198ZM206 244H208V245L205 246ZM217 244H218V243H217ZM196 246H197V245H196ZM217 246H218V245H217ZM235 247H236V246H235ZM235 247L232 248V251H236V250H233V249H235ZM240 247H241V244H240ZM240 247H238V249H237V248H236V249L239 250ZM245 247H246V244H245ZM218 249H219L220 251H222V252H221L222 254L220 253V251H219ZM228 249H231V248L229 247ZM248 252H249V254H248L246 257H243L244 260H245V263H246V264H250L251 262H254V261H253V259L255 258V254H254V253H257V254H256L257 258H260L262 255H264V250L262 251V250H260V249H257V248H255V247H253V246H249V247H248ZM212 253H213V254H212ZM234 255H235V254H234ZM222 258H223V257H222ZM166 259H167V258H166ZM217 259H218V260H217ZM223 259H224V258H223ZM167 260H168V259H167ZM220 260H222V259H220ZM225 260H226V259H225ZM227 260H226L225 262H227ZM223 261H224V260H223ZM223 261H222V262H223ZM225 262H223L222 264H224ZM230 262H227V263H228V264H231ZM186 263H188V262H186ZM186 263H183V264H186ZM227 263H226V264H227ZM180 264H182V263H180ZM188 264H195V260L193 261V263H192V260H191V263H190V261H189Z\"/></svg>",
    "mask_w": 264,
    "mask_h": 264
}]
</instances>
